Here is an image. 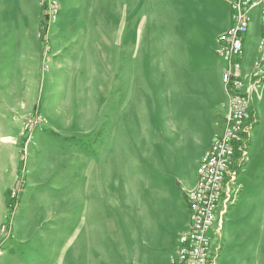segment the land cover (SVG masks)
Returning a JSON list of instances; mask_svg holds the SVG:
<instances>
[{
  "label": "rangeland",
  "instance_id": "374dc122",
  "mask_svg": "<svg viewBox=\"0 0 264 264\" xmlns=\"http://www.w3.org/2000/svg\"><path fill=\"white\" fill-rule=\"evenodd\" d=\"M40 4L39 24L45 31H39L38 55L30 42L31 21L0 25V264H79L75 245L80 240L86 242L82 264H88L91 179L96 177L104 197L93 196V218L100 226L92 231L93 241L113 257L112 264H123L122 242L127 243L133 223L127 212L135 209L134 191L141 187L133 171L122 173L126 179L118 173L124 166L120 156L116 161L112 155L114 145L121 152L122 140L125 153L127 144H133V152L151 153L139 171L153 183L164 179L171 186L181 164L170 136V97H107L108 89L120 94L123 88L116 77L121 74L122 46L138 45L136 0ZM50 5L57 9L51 19ZM162 10L165 14L166 5ZM191 16H174L171 24L183 35L180 50L196 42L184 37L196 30ZM162 25L169 32L168 23ZM15 26L17 40L11 33L9 37ZM215 32L205 29V51L212 49L216 57ZM147 61L145 56L142 63ZM124 86L136 93L135 85ZM251 143V138L244 139L246 151ZM244 164L234 166L236 178ZM113 171L130 182L128 195L112 191L107 173ZM220 208L218 203L217 215ZM105 225L110 229H102ZM211 250H217L214 235Z\"/></svg>",
  "mask_w": 264,
  "mask_h": 264
},
{
  "label": "crops",
  "instance_id": "0c3cea01",
  "mask_svg": "<svg viewBox=\"0 0 264 264\" xmlns=\"http://www.w3.org/2000/svg\"><path fill=\"white\" fill-rule=\"evenodd\" d=\"M232 1L136 0L138 45L122 46L121 74L119 77L117 73L116 77L118 80L120 78L123 88L120 94L108 89L107 97H170V136L175 140L173 143L179 153L178 160L181 165L177 168L176 176L173 175L171 186L165 184L164 179L155 180L153 183L151 178L146 177L142 170L140 173L138 169L145 167L146 156L151 153L133 152V144H127L125 153L122 140L121 152L114 151L115 147L118 148V143H115L112 155L117 157L116 161L120 156V162L124 166L118 173L125 178L123 172H134L135 182L137 181L142 191V194L140 190L138 193L134 191L136 207L127 212L133 214V223L127 243L122 242L123 264H171L175 254L176 236L188 229L186 193L195 186L196 167L201 154L214 134L223 128L228 113L227 95L220 80L223 64L218 56L213 55L212 49L205 51V29L208 31L213 28L217 37L229 27V6ZM163 5H166L165 14ZM158 7H161V12ZM182 9L185 10L181 11ZM158 12L163 16H159ZM188 12L192 14L191 21L196 30H191L184 37L189 36L188 38L196 39V42L187 45L185 50H180L178 44L183 35L174 31L171 24L174 16H182ZM249 14L250 23L243 37L241 57L243 89L246 90L256 79L252 76L253 62L258 55V42L262 32L260 6L253 7ZM40 18V0H0V25L10 22L14 26V23L24 20L32 22L30 42L37 55ZM165 23H168L169 32H165L167 29L162 25ZM157 27H162L161 32L156 30ZM10 33L17 40L16 26L13 33L10 29L9 37ZM145 56L148 61L142 63ZM113 81L112 74L111 82ZM129 84L135 85L136 93H130V89L124 86ZM250 94L252 107L247 137L251 138L252 143L242 160L245 163L244 168L235 179L239 187L237 198L229 207L221 203L218 211L214 234L218 252L217 264H264V81L258 83ZM158 144L162 148L161 141ZM142 147L145 149V146ZM191 149H194L193 155L190 153ZM240 160L237 155L234 165L237 166ZM133 167L136 171L129 170ZM115 175L118 174L114 171L107 173L112 191L128 195L130 182L119 175L116 178ZM115 182L119 186H114ZM96 184L97 177L91 179L90 253L86 263L112 264L113 257L103 249L98 250L92 237V231L100 227L95 217L93 218L96 212L93 196L104 197L102 186ZM106 204L108 207V201ZM111 211L108 210L107 214ZM225 214L226 218H223ZM105 219L104 223L107 224L108 217ZM110 224L112 227L113 221ZM104 227L110 229L107 225L102 229ZM84 245L86 242L82 240L75 245L79 264L83 263Z\"/></svg>",
  "mask_w": 264,
  "mask_h": 264
},
{
  "label": "built area",
  "instance_id": "2783aa9c",
  "mask_svg": "<svg viewBox=\"0 0 264 264\" xmlns=\"http://www.w3.org/2000/svg\"><path fill=\"white\" fill-rule=\"evenodd\" d=\"M259 5L262 32L258 42V55L253 62L249 88L243 89L241 57L243 37L250 23V11ZM49 19L55 18L57 9L50 5ZM214 51L222 61L220 80L227 95L228 113L223 128L214 134L201 154L196 167L194 188L186 193L188 229L176 236L175 254L171 264H217V253L211 250L212 235L216 232L218 203L231 204L239 187L235 183L239 165L245 158L244 139L248 136L251 94L258 83L264 81V0H233L230 3V25L215 39Z\"/></svg>",
  "mask_w": 264,
  "mask_h": 264
},
{
  "label": "trees",
  "instance_id": "16d2710c",
  "mask_svg": "<svg viewBox=\"0 0 264 264\" xmlns=\"http://www.w3.org/2000/svg\"><path fill=\"white\" fill-rule=\"evenodd\" d=\"M42 11H43V15H44V12H45V6L42 8ZM39 31H40V33H42V32L45 31V26L42 25V23L39 24Z\"/></svg>",
  "mask_w": 264,
  "mask_h": 264
}]
</instances>
